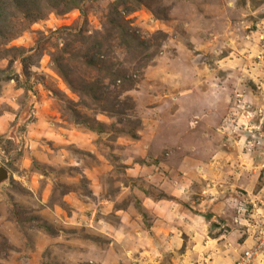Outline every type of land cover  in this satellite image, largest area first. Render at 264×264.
Segmentation results:
<instances>
[{"label": "rangeland", "instance_id": "1", "mask_svg": "<svg viewBox=\"0 0 264 264\" xmlns=\"http://www.w3.org/2000/svg\"><path fill=\"white\" fill-rule=\"evenodd\" d=\"M0 167V264H264V0H0Z\"/></svg>", "mask_w": 264, "mask_h": 264}, {"label": "built area", "instance_id": "2", "mask_svg": "<svg viewBox=\"0 0 264 264\" xmlns=\"http://www.w3.org/2000/svg\"><path fill=\"white\" fill-rule=\"evenodd\" d=\"M251 254H252L251 251H245V252H243V256H242L241 261L239 262V264H245L246 261H248L249 258L251 257Z\"/></svg>", "mask_w": 264, "mask_h": 264}, {"label": "water", "instance_id": "3", "mask_svg": "<svg viewBox=\"0 0 264 264\" xmlns=\"http://www.w3.org/2000/svg\"><path fill=\"white\" fill-rule=\"evenodd\" d=\"M6 177H7V171L3 167H0V181L5 179Z\"/></svg>", "mask_w": 264, "mask_h": 264}]
</instances>
